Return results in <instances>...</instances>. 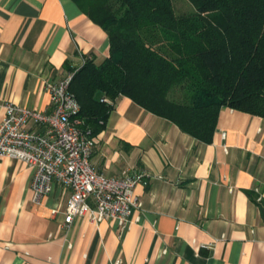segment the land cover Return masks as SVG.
I'll return each mask as SVG.
<instances>
[{
	"label": "crops",
	"instance_id": "0c3cea01",
	"mask_svg": "<svg viewBox=\"0 0 264 264\" xmlns=\"http://www.w3.org/2000/svg\"><path fill=\"white\" fill-rule=\"evenodd\" d=\"M108 50L72 0H0V123L7 102L49 113L44 83ZM110 106L90 163L109 178L147 172L141 209L123 229L85 217L65 227L50 211L68 191L55 184L35 204L33 170L0 158V264H264V118L224 107L203 143L125 96Z\"/></svg>",
	"mask_w": 264,
	"mask_h": 264
},
{
	"label": "trees",
	"instance_id": "16d2710c",
	"mask_svg": "<svg viewBox=\"0 0 264 264\" xmlns=\"http://www.w3.org/2000/svg\"><path fill=\"white\" fill-rule=\"evenodd\" d=\"M108 39L69 85L91 135L125 96L210 143L226 107L264 118V0H72Z\"/></svg>",
	"mask_w": 264,
	"mask_h": 264
},
{
	"label": "built area",
	"instance_id": "2783aa9c",
	"mask_svg": "<svg viewBox=\"0 0 264 264\" xmlns=\"http://www.w3.org/2000/svg\"><path fill=\"white\" fill-rule=\"evenodd\" d=\"M73 74L44 83L52 105L49 113L4 104L0 158L19 160L33 170L30 189L35 204L50 195L55 184L68 191L64 206L50 211L51 215L62 212L65 227L76 217H85L94 225L114 221L123 229L133 211L142 207L135 188L146 186L151 176L139 171L109 178L93 169L94 138L83 128L80 105L69 92ZM101 101L112 105L108 98Z\"/></svg>",
	"mask_w": 264,
	"mask_h": 264
},
{
	"label": "rangeland",
	"instance_id": "374dc122",
	"mask_svg": "<svg viewBox=\"0 0 264 264\" xmlns=\"http://www.w3.org/2000/svg\"><path fill=\"white\" fill-rule=\"evenodd\" d=\"M70 73H72V72H69L68 74H70ZM68 74H67V75H68Z\"/></svg>",
	"mask_w": 264,
	"mask_h": 264
}]
</instances>
